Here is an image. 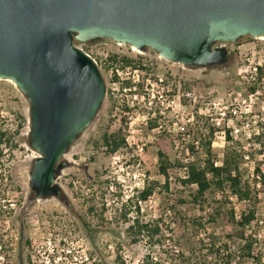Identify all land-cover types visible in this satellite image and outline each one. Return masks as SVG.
I'll return each mask as SVG.
<instances>
[{"label": "rangeland", "instance_id": "rangeland-1", "mask_svg": "<svg viewBox=\"0 0 264 264\" xmlns=\"http://www.w3.org/2000/svg\"><path fill=\"white\" fill-rule=\"evenodd\" d=\"M214 47L227 50L226 62L196 69L165 62L151 50L133 51L106 39L90 43L87 49L105 82L106 95L95 119L61 159L63 169L56 180L58 198L42 201H31L28 184L33 160L38 157L28 146L29 103L14 84L0 80V130L5 134L0 145V264H116V253L125 264H137L150 248L152 254L164 259L163 264L169 263L168 258L172 262L158 245L149 247L144 240L130 244L124 233L127 225L120 222V216L117 222L111 221L112 211L134 196V190L143 183L163 185L158 152L173 165L185 163V148L210 131L218 163L229 130L233 143L250 156L245 170L251 174L258 164L264 172V74L258 80L257 73L258 68L264 73V40L244 37L234 44ZM112 54L143 64L147 70L126 66L116 74L119 82L130 79L133 91L143 80L145 95L118 89L119 83L112 81V71L118 65H112L109 72L103 69V65L111 64L108 57ZM254 85L257 88L252 92ZM112 101L116 108L110 115ZM124 106L130 111H124ZM156 116L157 128L149 130L147 117ZM107 129H120L126 142L124 149L111 156L98 143ZM261 149L263 153L258 152ZM168 174V194L155 190L141 205L140 213H130L129 218L150 223L161 218L160 235L163 247L172 251L170 256L179 252L201 261L207 256V263L223 264L211 259L209 248L213 243L218 246L229 241L233 232L230 224L217 221L214 226L207 225L205 213L190 203L180 204L192 188L179 184L181 171L177 166ZM258 196L257 224L252 223L248 234L256 236L254 254L264 262V193ZM229 200L237 217L247 210L244 203ZM169 204L176 205L179 215L173 217L167 211ZM185 214L203 224L205 233L191 235L192 230L183 226ZM232 264L252 263L235 259Z\"/></svg>", "mask_w": 264, "mask_h": 264}, {"label": "water", "instance_id": "water-1", "mask_svg": "<svg viewBox=\"0 0 264 264\" xmlns=\"http://www.w3.org/2000/svg\"><path fill=\"white\" fill-rule=\"evenodd\" d=\"M264 39V0H0V80L29 103L31 201L58 198L61 159L97 116L99 68L75 44L110 40L165 62L207 69L224 47Z\"/></svg>", "mask_w": 264, "mask_h": 264}, {"label": "trees", "instance_id": "trees-1", "mask_svg": "<svg viewBox=\"0 0 264 264\" xmlns=\"http://www.w3.org/2000/svg\"><path fill=\"white\" fill-rule=\"evenodd\" d=\"M109 65H103V69L106 72L117 64L113 69L112 81L119 83L118 89L122 91L127 89L129 94L145 95L143 91V80L141 83L136 84V91H133L132 82L130 79L119 82L117 77L118 69L122 70L126 66H130L133 70L143 71L147 70L143 67V64L138 60L128 58L126 56H116L112 54L108 57ZM258 75L260 78L264 74L261 72V68H258ZM257 88L256 85L250 88V91L254 92ZM109 114L116 108L115 102L112 101ZM124 111L129 112L130 108L124 106ZM158 116L155 118L147 117L148 129L153 130L157 128ZM5 134L0 130V145L5 141ZM212 138L213 132L210 131L207 136L199 138L198 142H190L188 147L185 148L186 162L171 164L165 155L161 152L157 153L158 159V173L163 177V185L158 187L157 182L143 183L140 188L134 190L135 195L129 197L125 203H122L120 207H115L112 211L111 221L117 222V216L121 217V223L127 225L125 228V237L130 244H137L144 240L149 244V247L158 245L163 255L171 257L172 262L168 258V264H206L207 256H204L203 261L198 257L193 258L185 257L184 254L177 252L170 256V249L163 247V240L161 239L160 231L162 225V219H157L154 222H143L138 217L129 218L130 213L139 214L141 211V205L146 203L153 192L157 189H161V193L169 192V179L170 175L168 170L177 166L181 171V176L178 177L179 184L184 188H192L185 197V200H179L180 204L190 203L199 212L205 213L207 219L206 224L214 226L217 221H224L229 223L233 230L232 235L228 236V242H222L218 246L213 243L209 248V255L215 263L220 261L223 264L235 263V259L241 261H251L252 264H264L259 256L254 254V247L257 245L256 236L248 234V230L253 222L257 220L256 207L259 202V194L264 193V172L256 164L250 174L249 170H245V165L250 157L243 150L242 146L233 143V137L230 135V131L225 133V142L227 143L222 152V157L218 163L217 157L212 150ZM9 142V139L7 138ZM104 149V153L108 156L118 153L120 150L126 147L122 131L108 129L102 133L99 142ZM264 146H262V149ZM258 152L263 153V150ZM251 155V154H250ZM2 156V150L0 149V157ZM248 157V158H247ZM235 200L239 203H244L247 207L246 211L240 213L237 217L234 207H232L231 200ZM169 201H167L168 203ZM104 211V209H103ZM167 211L173 215V217L179 215L176 211V205L167 206ZM185 217V218H184ZM183 226L187 230H192L191 235H201L205 233L203 224L189 218L187 214L183 216ZM118 224V223H115ZM190 224L192 228H190ZM257 224V221H256ZM262 226L264 230V218L262 220ZM203 244L201 243L200 246ZM163 247V248H162ZM153 248H150L143 259L137 264H163L164 259L156 257L152 254ZM161 254V255H162ZM116 264H125L121 254L116 253ZM209 264V263H207Z\"/></svg>", "mask_w": 264, "mask_h": 264}, {"label": "built area", "instance_id": "built-area-1", "mask_svg": "<svg viewBox=\"0 0 264 264\" xmlns=\"http://www.w3.org/2000/svg\"><path fill=\"white\" fill-rule=\"evenodd\" d=\"M224 46V44H222ZM89 46V44H75V47L78 48L79 50H81L82 52H84L87 56H89L92 61L96 64L95 59L92 57L90 51L87 49ZM131 48V47H130ZM132 49V48H131ZM260 65V64H259ZM261 66V65H260ZM127 70L130 69V67L126 68ZM254 71L257 70V68L253 69ZM263 83H264V79H262ZM262 83V82H261Z\"/></svg>", "mask_w": 264, "mask_h": 264}, {"label": "bare ground", "instance_id": "bare-ground-1", "mask_svg": "<svg viewBox=\"0 0 264 264\" xmlns=\"http://www.w3.org/2000/svg\"><path fill=\"white\" fill-rule=\"evenodd\" d=\"M259 40H264V39H262V38H258ZM120 45V44H119ZM132 48V47H131ZM132 50L133 51H137V50H135L134 48H132Z\"/></svg>", "mask_w": 264, "mask_h": 264}]
</instances>
